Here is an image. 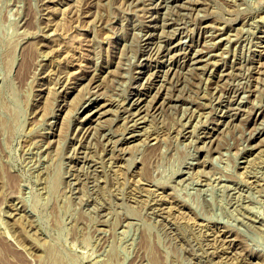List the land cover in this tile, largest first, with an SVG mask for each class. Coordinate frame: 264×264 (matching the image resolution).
Returning a JSON list of instances; mask_svg holds the SVG:
<instances>
[{"label": "rangeland", "instance_id": "1", "mask_svg": "<svg viewBox=\"0 0 264 264\" xmlns=\"http://www.w3.org/2000/svg\"><path fill=\"white\" fill-rule=\"evenodd\" d=\"M0 264H264V0H0Z\"/></svg>", "mask_w": 264, "mask_h": 264}, {"label": "bare ground", "instance_id": "2", "mask_svg": "<svg viewBox=\"0 0 264 264\" xmlns=\"http://www.w3.org/2000/svg\"><path fill=\"white\" fill-rule=\"evenodd\" d=\"M176 35H177V34H176ZM149 36H150V35H149ZM177 36H178V35H177ZM149 38H150V37H149ZM171 38H173V37H171ZM174 38H175V37H174ZM169 40H170V39H169ZM169 40H168V41H169ZM176 43H177V42H176ZM179 43H180V41H179ZM166 44H167V43H166ZM169 44H170V43H169ZM177 44H178V43H177ZM171 46H172V45H170V47H171ZM174 46H175V45H174ZM172 47H173V46H172ZM179 47H180V45H179ZM145 49H146V48H145ZM148 49H150V48H148ZM148 49H147V50H148ZM179 49H180V48H179ZM177 50H178V49H177ZM196 50H198V49H196ZM201 50H202V49H201ZM201 50H200V51H201ZM204 50H207V49H204ZM167 51H168V50H167ZM173 51H174V49H173ZM209 51H210V50H209ZM212 51H213V50H212ZM170 52H171V51H170ZM196 52H197V51H195V53H196ZM207 52H208V51H207ZM174 53H176V52H174ZM164 54H165V53H164ZM203 54H204V53H203ZM208 54H209V53H208ZM169 55H170V54H169ZM200 55H201V54H200ZM214 55H215V54H214ZM214 55H213V56H214ZM188 56H189V55H188ZM202 56H203V55H202ZM168 57H169V56H168ZM170 57H171V56H170ZM174 57H175V56H174ZM191 57H192V56H191ZM193 57H194V56H193ZM210 57H211V56H210ZM210 57H209V58H210ZM172 59H173V58H172ZM195 59H196V58H195ZM200 59H201V58H200ZM170 60H171V58H170ZM190 60H191V59H190ZM175 61H177V59H176ZM193 61H194V60H193ZM197 61H199V60H197ZM201 61H202V59H201ZM207 61H209V60H207ZM191 63H192V62H191ZM196 63H197V62H196ZM145 65H146V64H145ZM189 65H191V64H189ZM172 66H173V65H172ZM192 66H193V65H192ZM159 67H160V66H159ZM167 67H168V66H167ZM169 67H170V66H169ZM189 67H190V66H189ZM189 67H188V68H189ZM199 68H202V67H200V65H199ZM199 68H197V69H199ZM159 69H160V68H159ZM193 69H194V68H193ZM166 70H167V69H166ZM174 70H175V69H174ZM140 71H141V70H140ZM140 71H139V72H140ZM149 71H150V70H149ZM169 71H171V70H169ZM169 71H168V75H169V73H170ZM152 72H153V71H152ZM155 72H156V71H154V73H155ZM161 72H163V71H161ZM141 73H143V72H141ZM174 73H175V72H174ZM147 74H148V72H147ZM147 74H146V76H147ZM149 74L152 75L153 73H152V74L149 73ZM149 74H148V76H149ZM159 75L161 76V74H159ZM163 75H164V73L162 74V76H163ZM166 75H167V73H166ZM153 76H154V74H153ZM153 76H152V77H153ZM155 76H156V74H155ZM162 76H161V78H162ZM164 76H165V75H164ZM173 76H174V75H173ZM165 77H166V76H165ZM171 77H172V76H171ZM145 78H146V77H145ZM153 79H154V77H153ZM166 79H167V78H166ZM170 79H171V78H170ZM145 80H146V79H145ZM155 80H156V79H155ZM159 80H160V79H159ZM152 81H153V80H152ZM164 81H165V80H164ZM168 81H169V80H168ZM162 82H163V81H162ZM165 82H166V81H165ZM167 83H168V82H167ZM159 84H160V83H159ZM168 84H169V83H168ZM148 85H149V83H148ZM162 85H166V84L163 83ZM152 86H153V84H152ZM148 87H149V86H148ZM155 87H156V86H155ZM155 87H154V88H155ZM161 87H162V86H161ZM164 87H165V86H164ZM162 88H163V87H162ZM165 89H166V87H165ZM162 90H163V89H162ZM142 93H143V92H142ZM158 94H159V92H158ZM158 94H156L157 97H158ZM138 95H139V94H138ZM148 95H149V94H148ZM154 96H155V95H154ZM98 97H99V96H98ZM151 97H152V96H151ZM155 97H156V96H155ZM157 97H156V98H157ZM142 98H143V97H142ZM144 98H145V97H144ZM93 99H94V98H93ZM154 100H155V99H152V101H154ZM166 100H167V99H166ZM168 100H169V99H168ZM90 101H91V100H90ZM96 101H97V100H96ZM137 101H138V102H136V106L139 107L140 104L143 102V100H140V99H139V100H137ZM155 101H156V100H155ZM91 102H92V101H91ZM109 104H110V103H109ZM106 105H107V104H106ZM86 106H87V105H86ZM93 106H94V105H93ZM103 106H104V105L102 104L101 107H103ZM131 106H132V105H131ZM144 106H145V105H144ZM148 107H149V106H148ZM97 108H98V106H97ZM143 108H144V107H143ZM143 108H142V110H144ZM98 109H99V108H98ZM98 109H96V110H98ZM100 109H101V108H100ZM100 109H99V110H100ZM94 110H95V109H94ZM94 110H93V112H94ZM102 111H103V110H102ZM128 111H129V110H128ZM134 111H135V110H134ZM137 111H138V110H137ZM140 111H141V110H140ZM104 112H105V111H104ZM125 112H126V111H125ZM99 113H100V112H99ZM139 113H140V112H139ZM142 113H143V112H142ZM226 113H227V112H226ZM230 113H231V111H230ZM235 113L237 114V112H235ZM87 114H88V113H87ZM87 114H86V115H87ZM91 114H92V113H91ZM104 114H105V113H104ZM136 114H137V112H136ZM136 114H135V115H136ZM102 115H103V112H102L101 116H102ZM125 115H126V114H125ZM133 115H134V113H133ZM225 115H226V114H225ZM229 115H231V114H229ZM87 116H88V115H87ZM103 116H104V115H103ZM139 116H140V115H139ZM233 116H234V118H235V115H234V114H233ZM84 117H85V116H84ZM127 117H128V116H127ZM132 117H133V116L131 115V118H132ZM141 117H142V116H141ZM82 118H83V117H82ZM86 118H87V117H86ZM99 118H100V117H99ZM128 118H130V117H128ZM230 118H231V117H230ZM84 119H85V118H84ZM134 119H135V118H134ZM142 119H143V118H142ZM232 119H233V118H232ZM232 119H231V120H232ZM126 120H127V119H126ZM128 120H129V119H128ZM140 120H141V119H140ZM81 122H82V121H80V123H81ZM89 122H90V121H89ZM135 122H137L136 119H135ZM135 122H134V123H135ZM130 123H131V121H130ZM138 123H139V122H138ZM98 124H99V123H98ZM136 124H137V123H135V125H136ZM140 124H141V122H140ZM82 125H83V124H82ZM132 125H133V124H132ZM135 125H134V127H135ZM80 126H81V125H80ZM134 127H133V129H134ZM131 129H132V128H131ZM89 131H91V130H89ZM132 134L135 135L134 133H132ZM141 134H142V133H141ZM128 137H129V136H128ZM134 137H135V136H134ZM141 137H142V135H141ZM134 139H135V138H134ZM126 140H127V138H126ZM128 140H129V139H128ZM128 140H127L126 142H128ZM155 140H156V139H155ZM132 141H133V140H132ZM121 143H122V142H121ZM125 144H126V143H125Z\"/></svg>", "mask_w": 264, "mask_h": 264}]
</instances>
